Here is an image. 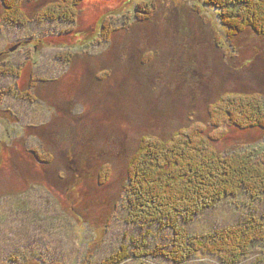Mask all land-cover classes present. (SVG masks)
<instances>
[{"label": "rangeland", "instance_id": "1", "mask_svg": "<svg viewBox=\"0 0 264 264\" xmlns=\"http://www.w3.org/2000/svg\"><path fill=\"white\" fill-rule=\"evenodd\" d=\"M54 1L24 3L25 26L0 1V264H103L121 247V264H174L158 255L171 231L127 220L128 164L194 125L221 155L264 149V131L209 118L226 95L264 103V38L232 37L206 0H83L73 23L37 22ZM262 216L264 196L242 190L181 225L204 236ZM240 264H264V241Z\"/></svg>", "mask_w": 264, "mask_h": 264}, {"label": "trees", "instance_id": "2", "mask_svg": "<svg viewBox=\"0 0 264 264\" xmlns=\"http://www.w3.org/2000/svg\"><path fill=\"white\" fill-rule=\"evenodd\" d=\"M0 1L3 20L19 26L31 22L24 3L37 0ZM82 1L56 0L34 18L37 22L73 23ZM206 1L218 10L222 24L232 37L249 32L264 38V0ZM261 98L256 93L226 95L209 107L210 125L219 128L218 131L222 125L264 131ZM151 140L141 142L128 164L129 189L125 190L123 205L128 222L142 227L157 225L162 231H171L169 247L158 249V255L171 263L183 264L201 254L216 257L220 264H240L251 246L264 241V216L204 236H189L182 225L190 224L200 213L227 197H236L242 190L254 200L264 196V149L221 155L211 144L218 139L207 135L201 125L181 130L167 143ZM131 253L127 247H121L103 264H121ZM132 255L148 254L139 249Z\"/></svg>", "mask_w": 264, "mask_h": 264}]
</instances>
